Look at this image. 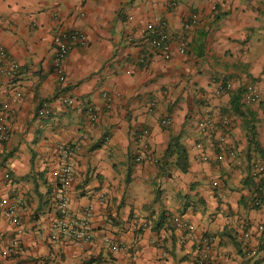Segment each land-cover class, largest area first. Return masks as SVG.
Instances as JSON below:
<instances>
[{
	"label": "crops",
	"instance_id": "obj_1",
	"mask_svg": "<svg viewBox=\"0 0 264 264\" xmlns=\"http://www.w3.org/2000/svg\"><path fill=\"white\" fill-rule=\"evenodd\" d=\"M192 13L199 20L187 28ZM156 18L168 22L174 47L189 40L184 53L151 48L143 27ZM74 29L88 43L74 45L57 70L55 34ZM0 45L20 64L15 79L0 77V97L10 103L0 199L16 203L21 218L16 225L0 214V264H193L203 238H211V264H264V208L253 204L251 176V161L262 157L243 117L228 129L221 122L235 115L239 93L264 149V0H0ZM249 92L261 99L247 102ZM44 103L51 112L42 116ZM88 103L100 108L96 122ZM207 117L213 122L202 128ZM143 129L153 161L136 160ZM224 133L236 154L219 161ZM173 135L188 149L187 172L165 157ZM60 143L78 147L67 190L74 215L92 208L88 242L51 238ZM179 217L192 226L184 240ZM249 247L257 248L252 256Z\"/></svg>",
	"mask_w": 264,
	"mask_h": 264
},
{
	"label": "built area",
	"instance_id": "obj_2",
	"mask_svg": "<svg viewBox=\"0 0 264 264\" xmlns=\"http://www.w3.org/2000/svg\"><path fill=\"white\" fill-rule=\"evenodd\" d=\"M199 20L198 13H192L185 26L188 28L197 25ZM143 32L148 38V42L154 51L161 52L165 55H175L177 53H184L189 47V40L187 38H181L177 40V46H173L174 36L170 31L168 22L163 18H156L148 22L143 27ZM54 43L56 47L54 65L57 70H60L63 62L67 58L70 50L74 45L85 46L88 43V37L86 33L80 29L74 30H61L55 34ZM142 61L145 59L142 58ZM20 71V64L15 59L9 56V53L5 46L0 45V77H5L9 80L16 78ZM229 87V85L227 86ZM107 97V93H104ZM22 96V92L17 90L12 98V101L19 99ZM261 99L260 93L249 92L246 95V101L258 102ZM64 102L73 105L76 101L75 97L65 96ZM10 103L4 98L0 97V144L7 141L10 137V129L7 121V111L9 110ZM88 118L92 122H96L99 118L100 108L96 104L88 103L85 106ZM51 109L48 103L38 109L39 115L50 114ZM236 120V115H224L221 119L222 125L225 129L231 128ZM172 119L170 117L163 118L161 124L164 126L170 125ZM212 119L207 117L200 123L202 128H205L212 124ZM149 129H143L137 135H135L136 141L141 145V151L137 154L136 160L141 162L144 160H155L154 152L151 148L148 140L151 135ZM199 148L203 147L201 142L197 143ZM78 147L69 145L67 143H60L57 147L59 157L61 159V168L58 177V183L55 187V205L58 212V217L53 221L51 225V238L56 240L60 238H68L79 243L88 242L92 239V225L90 220L91 207L84 212V215L78 216L71 212L69 204L68 186L73 176L74 155ZM236 154L235 149L229 148L227 144L226 133L220 136V149L216 155V160L225 161L229 156ZM203 160H209L210 156L204 153ZM251 174L264 181V162L260 160H254L252 163ZM4 178L11 183V175L9 172H5ZM253 204L257 207L264 208V184L260 186L257 194L254 196ZM27 208V205H23ZM0 214L9 218L14 224L20 225L21 218L19 215V207L16 203L5 199H0ZM176 226L183 232L181 240H184L186 236L191 233L192 226L187 219L177 218L175 220ZM257 229L264 234V224H258ZM245 237H250V231H245ZM211 238H203L198 244V257L194 260L193 264H211ZM264 245V239H263ZM13 246L16 251L21 252L22 246L18 238L14 239ZM114 248H118L116 243H113ZM256 247H249L246 249V253L252 256L256 253Z\"/></svg>",
	"mask_w": 264,
	"mask_h": 264
},
{
	"label": "trees",
	"instance_id": "obj_3",
	"mask_svg": "<svg viewBox=\"0 0 264 264\" xmlns=\"http://www.w3.org/2000/svg\"><path fill=\"white\" fill-rule=\"evenodd\" d=\"M231 113L233 112L237 116H241L244 118V128L247 132L249 144L251 147L255 149V151L259 152L262 159H259L260 161L264 162V149H262L259 145V142L257 140V130L255 121L247 119L246 117H249L252 113L247 109L244 105V103L241 101V96L239 93L237 95H232L231 99ZM251 155V153H250ZM165 157L170 158L174 157V164L177 168H179L183 172H187L190 168V161H189V153L187 147L182 143L180 138L176 135H173L170 137L168 147L165 152ZM258 160V159H255ZM254 160L251 161V166ZM253 178V200L254 196L257 194V191L259 190L260 186L264 184L263 179H259L254 177L251 174Z\"/></svg>",
	"mask_w": 264,
	"mask_h": 264
}]
</instances>
